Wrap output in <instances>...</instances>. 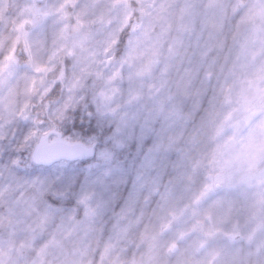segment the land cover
Listing matches in <instances>:
<instances>
[{"label":"rangeland","instance_id":"rangeland-1","mask_svg":"<svg viewBox=\"0 0 264 264\" xmlns=\"http://www.w3.org/2000/svg\"><path fill=\"white\" fill-rule=\"evenodd\" d=\"M262 31L264 0H0V264H264ZM193 48L211 61L204 142L191 55L167 74ZM44 139L92 155L39 164ZM173 164L184 190L160 182ZM112 177L131 196L111 206L88 178Z\"/></svg>","mask_w":264,"mask_h":264},{"label":"trees","instance_id":"trees-1","mask_svg":"<svg viewBox=\"0 0 264 264\" xmlns=\"http://www.w3.org/2000/svg\"><path fill=\"white\" fill-rule=\"evenodd\" d=\"M222 21L224 24H222L221 26L219 25L221 28L220 29L221 32L219 33V37L217 38L220 43H222L224 41L225 32L227 29V25H225L226 21L225 20H222ZM207 22H208V25H207V28H208L209 24H211V21L207 20ZM212 25H218V24L212 23ZM207 53L208 52L206 50H203L201 48H197V49L193 48L192 50L188 51L187 53L178 56L176 58V60H174V62L171 64V66L168 70V73H167L170 75V79L173 80V81H171V84L176 85L179 82L177 80V76L178 75L181 76L182 72L185 71L186 62L188 60V57L191 55V59L193 62V65H192L193 74L192 75H193L194 81H197V82H195L194 87H198L197 85H199L202 88H201V90L194 93V95L191 97V98H193L192 103L194 102L193 109L191 108L192 112H188V114L190 113L189 114V120L186 121V123H187L186 130H187V133L190 134L189 135L190 139H192V138L198 139L200 137V135L196 131L198 130V128L200 129V127L202 126V124L204 123V120H205V118H204L205 110H206L205 107L208 104L207 101L205 100V97H206L205 95H209V89L207 88V86L202 85V78L204 77V74H205L204 71L206 69H209V72H210V68H211V61H209L210 56L209 55L207 56ZM203 58H206L204 60V62H203ZM197 64H199V65L197 66ZM207 67H209V68H207ZM205 75H207V74H205ZM54 94L55 95L59 94L58 89H56L54 91ZM73 120H74V123L72 125L73 128L80 131L81 134L89 136V135H93L96 133L97 129L95 127L94 122L89 121L86 117L74 115ZM199 141L204 142L203 137H200ZM173 152L170 153V156H171V154H173ZM81 161L84 162V160H81ZM167 162L165 161V164ZM171 166L164 167V173L161 174V176H160V182L161 183L163 181L169 182L170 177H172L174 175H178V177L176 179L177 181H175V185H176V186H174L175 190L180 191V190L186 189L187 188L186 182L184 183L181 180L183 178L187 180L188 177L185 176L183 171L179 170L178 166H174V164ZM185 173L187 174L188 172L186 171ZM99 180H100V178H95V179L88 178V181L94 186L95 189L96 188L98 189V192H100V194L111 193V194H113V196H115V198L118 199L117 200L114 198V200L110 201L109 203L111 204V206L113 204L119 203V201L122 200V197L125 196L129 191L128 190V188H129L128 184L120 181L119 179H116L115 177L109 178L108 180H106V179H101L100 181ZM187 181H189V179ZM127 196H131L130 193H128ZM119 197H121V198L119 199Z\"/></svg>","mask_w":264,"mask_h":264},{"label":"water","instance_id":"water-1","mask_svg":"<svg viewBox=\"0 0 264 264\" xmlns=\"http://www.w3.org/2000/svg\"><path fill=\"white\" fill-rule=\"evenodd\" d=\"M91 155L92 150L80 143L44 139L37 147L35 159L39 164L50 165L62 160L87 159Z\"/></svg>","mask_w":264,"mask_h":264},{"label":"clouds","instance_id":"clouds-1","mask_svg":"<svg viewBox=\"0 0 264 264\" xmlns=\"http://www.w3.org/2000/svg\"><path fill=\"white\" fill-rule=\"evenodd\" d=\"M256 42L259 48L264 50V31L256 37ZM256 55L259 57L260 67L254 72V78L251 83L257 105L261 110H264V57L259 56V52ZM258 147H260V151L257 159L251 165V169L254 174L260 175L262 180H264V136L261 137Z\"/></svg>","mask_w":264,"mask_h":264},{"label":"snow or ice","instance_id":"snow-or-ice-1","mask_svg":"<svg viewBox=\"0 0 264 264\" xmlns=\"http://www.w3.org/2000/svg\"><path fill=\"white\" fill-rule=\"evenodd\" d=\"M37 71H38V72H44V71H46V69H43V68H37Z\"/></svg>","mask_w":264,"mask_h":264}]
</instances>
